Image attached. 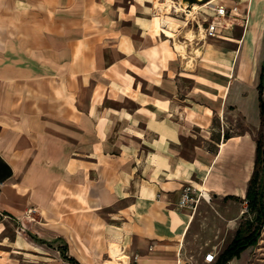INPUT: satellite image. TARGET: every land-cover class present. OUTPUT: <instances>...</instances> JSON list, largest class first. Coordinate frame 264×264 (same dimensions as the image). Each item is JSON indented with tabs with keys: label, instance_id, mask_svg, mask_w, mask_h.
<instances>
[{
	"label": "crops",
	"instance_id": "1",
	"mask_svg": "<svg viewBox=\"0 0 264 264\" xmlns=\"http://www.w3.org/2000/svg\"><path fill=\"white\" fill-rule=\"evenodd\" d=\"M210 1L238 12L214 21ZM236 33L264 49V0H0V215L35 209L30 244L68 264L65 245L80 264H217L257 158L255 142L243 177L245 141L223 127L260 114L214 40ZM188 184L195 209L179 208ZM18 242L0 264H28Z\"/></svg>",
	"mask_w": 264,
	"mask_h": 264
},
{
	"label": "rangeland",
	"instance_id": "2",
	"mask_svg": "<svg viewBox=\"0 0 264 264\" xmlns=\"http://www.w3.org/2000/svg\"><path fill=\"white\" fill-rule=\"evenodd\" d=\"M225 36L233 39L231 35L225 34ZM235 36V43H237V41L239 40H243V37H240V33H236ZM214 40H218L225 50H231V54L236 56V60H233L234 62L232 61V64L234 63V65L231 66L232 64H230L229 66L230 68L234 67V78L241 79V88L243 89L242 93L244 94V96L246 98L250 97L255 88L257 89V94L259 96L258 80L262 62L264 59V49L262 50L260 47H258L260 38L256 40L257 44L256 47L254 46V48L252 47L253 44L250 48L244 46L243 44V47L241 48V44L238 43L236 44V47H233V44L224 38ZM229 43H231V45ZM240 49V54H237ZM225 71L229 74L232 73L233 76V70L231 71L230 69H225ZM224 122L225 124H223V127H225L226 129V136L240 135L242 137V140L246 142L243 143V161L241 162L240 167L241 175L243 177L250 167L248 163L244 161V156L246 152L249 151V144L251 145L255 144V142H261V156L257 168V181L260 182L262 176L264 175V125L261 122L260 114L258 117H254L253 113H250V115H246L244 113H241V115H239L238 113L227 114L224 117ZM255 122L257 123L255 124ZM229 168L230 170H233V167ZM246 201L247 200H243V204L245 205V207L247 206V204H245ZM244 217L245 219L243 220L241 228L243 234H248L255 227V216L252 213L246 212ZM250 222H252V225L250 224ZM0 224L2 243L0 245H7L0 246V254L6 255V253L9 252V245L13 246V240L18 238L19 242L17 243V247L23 248L21 252L25 254L23 257L28 260V264H68L60 259V254L56 249L43 248V245L41 243H37L35 241V245L30 244V241L32 239L29 235L27 236V233L35 231L36 229H38L37 227H40L42 224L41 214L36 212L35 209H30L28 213L25 214L22 218H16L12 215L5 214L0 215ZM22 235L24 236V238ZM27 237L29 239V242H27L25 239ZM86 237H89V235L87 234ZM57 246H59V244ZM76 248L77 247L75 245H72V247L69 248V254L72 255V253H75ZM204 250L207 251V249ZM22 259L23 258H18V260ZM234 264H264V227L258 245L248 249L244 256Z\"/></svg>",
	"mask_w": 264,
	"mask_h": 264
},
{
	"label": "trees",
	"instance_id": "3",
	"mask_svg": "<svg viewBox=\"0 0 264 264\" xmlns=\"http://www.w3.org/2000/svg\"><path fill=\"white\" fill-rule=\"evenodd\" d=\"M259 101H260V114L262 119V124L264 125V61L261 66V71L259 75ZM261 142H258L257 145V158L255 171L249 183V188L247 192V202H248V212L254 214L256 222V227L247 235H243L242 231L237 232L236 237L232 243L227 247V249L220 255L217 264H228L235 257H239L240 254L246 250L248 247L256 245L261 236L263 227H264V175L262 176L261 181H257V168L260 162L261 156ZM67 246H63L60 249V253L64 260L68 261L71 264H80L73 257H69L67 254Z\"/></svg>",
	"mask_w": 264,
	"mask_h": 264
},
{
	"label": "built area",
	"instance_id": "4",
	"mask_svg": "<svg viewBox=\"0 0 264 264\" xmlns=\"http://www.w3.org/2000/svg\"><path fill=\"white\" fill-rule=\"evenodd\" d=\"M207 8L211 11V17L215 21L216 19H222V18H227L232 15V13H237L238 8L234 7L232 10H229L226 6L224 5H216V4H211V2L206 3ZM212 21L206 32L208 37H216L217 32H218V25H216ZM202 194L201 191L198 195H196V190L195 187L191 184H188L186 187L183 188L180 201H179V208L181 209H195L196 206L199 204L200 199H201ZM216 256L213 253H208L205 256V261L207 263H213L215 261Z\"/></svg>",
	"mask_w": 264,
	"mask_h": 264
},
{
	"label": "bare ground",
	"instance_id": "5",
	"mask_svg": "<svg viewBox=\"0 0 264 264\" xmlns=\"http://www.w3.org/2000/svg\"><path fill=\"white\" fill-rule=\"evenodd\" d=\"M210 2H212V1H210ZM206 5V4H205ZM199 6L198 5H195L194 6V8H193V10H192V13L194 14V13H196L198 10H199Z\"/></svg>",
	"mask_w": 264,
	"mask_h": 264
}]
</instances>
